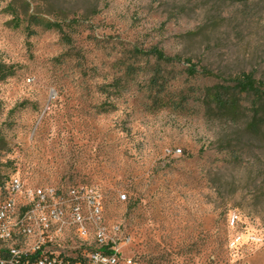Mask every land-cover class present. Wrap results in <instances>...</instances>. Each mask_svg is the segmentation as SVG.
<instances>
[{"label": "rangeland", "instance_id": "rangeland-1", "mask_svg": "<svg viewBox=\"0 0 264 264\" xmlns=\"http://www.w3.org/2000/svg\"><path fill=\"white\" fill-rule=\"evenodd\" d=\"M152 46L264 81V0H0V196L14 176L79 192L71 257L101 229L118 264H264V104L243 95L232 121L180 63L175 91L197 95L161 107L126 73Z\"/></svg>", "mask_w": 264, "mask_h": 264}, {"label": "built area", "instance_id": "built-area-1", "mask_svg": "<svg viewBox=\"0 0 264 264\" xmlns=\"http://www.w3.org/2000/svg\"><path fill=\"white\" fill-rule=\"evenodd\" d=\"M13 185L12 200L0 196V264L119 263L117 250L105 245L106 235L101 229L96 236L100 249L91 245L82 257H71L63 251L61 242L68 230L89 244L87 223L91 216L82 214L79 192L54 186L32 187L15 176ZM125 264L136 262L127 260Z\"/></svg>", "mask_w": 264, "mask_h": 264}, {"label": "trees", "instance_id": "trees-1", "mask_svg": "<svg viewBox=\"0 0 264 264\" xmlns=\"http://www.w3.org/2000/svg\"><path fill=\"white\" fill-rule=\"evenodd\" d=\"M39 22L47 29L58 30L62 34L65 43L69 44L71 41L60 23H52L50 21ZM134 52L136 58L141 55L145 61L143 64L142 62H136V60L129 63L126 66V73L133 79L142 76L144 79L141 87L153 93L155 102L163 108L170 106L181 110L189 103L190 99H195L197 90L194 88H189L188 90L181 89V91H175L174 89V82L178 81L183 73H185L187 79L204 77L209 80H218L211 88H207L205 98L211 103H216L219 108L226 111L232 121L236 120L239 116L240 99L243 95H252L258 102L260 101L264 104V81L260 77L257 78L254 71L247 72L242 70L227 74L221 71L216 72L207 66L194 63L191 58L167 55L158 46H152L146 52L135 48ZM180 63H184L186 68L183 73L176 75L174 69H169V66L180 65ZM13 71L12 67L0 64V81L9 78L13 74ZM163 95L168 96L167 99L163 100ZM261 124H264V118L261 120ZM257 126H260V122Z\"/></svg>", "mask_w": 264, "mask_h": 264}, {"label": "bare ground", "instance_id": "bare-ground-1", "mask_svg": "<svg viewBox=\"0 0 264 264\" xmlns=\"http://www.w3.org/2000/svg\"><path fill=\"white\" fill-rule=\"evenodd\" d=\"M7 185L8 186L3 188L4 190L1 192V196H3V199L5 200H12L13 199V186H14L13 179Z\"/></svg>", "mask_w": 264, "mask_h": 264}]
</instances>
